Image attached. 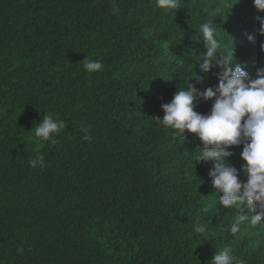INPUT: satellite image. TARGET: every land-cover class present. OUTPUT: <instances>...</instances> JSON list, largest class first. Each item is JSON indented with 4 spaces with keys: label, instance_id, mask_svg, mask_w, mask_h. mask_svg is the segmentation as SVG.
<instances>
[{
    "label": "trees",
    "instance_id": "1",
    "mask_svg": "<svg viewBox=\"0 0 264 264\" xmlns=\"http://www.w3.org/2000/svg\"><path fill=\"white\" fill-rule=\"evenodd\" d=\"M236 2L0 0V264H210L225 247L233 264H264V222L231 235L236 209L219 203L202 142L155 120L179 87L218 86L220 70L200 68L204 22L251 75L264 66V12ZM87 57L102 71L87 73ZM46 113L66 124L38 146ZM229 150L240 169L243 146ZM38 152L46 166L32 168Z\"/></svg>",
    "mask_w": 264,
    "mask_h": 264
},
{
    "label": "clouds",
    "instance_id": "2",
    "mask_svg": "<svg viewBox=\"0 0 264 264\" xmlns=\"http://www.w3.org/2000/svg\"><path fill=\"white\" fill-rule=\"evenodd\" d=\"M156 6L177 10L181 7V0H156ZM254 7L264 12V0H254ZM256 19L260 24L258 34L264 36V16ZM199 35L207 49L206 55L199 59L203 61L200 68L204 73L218 68L220 71L214 73L218 86L203 91L190 83L179 87L171 102L161 105L163 118L155 117V120L165 129L171 128L176 137L184 139L186 133H192L202 142L204 159L212 164L208 175L219 193V203L225 208L236 209L235 220L229 227L230 234L235 236L245 221L252 226L264 222V66L256 68L255 76L246 71L238 61L236 48L224 42L212 22L202 23ZM247 38L250 43L254 42L253 36ZM260 47L264 52V43ZM83 65L87 73H98L104 67L99 60L88 57ZM195 78L203 83L200 77ZM202 100L212 102L210 113L201 114L195 110ZM65 124L64 120H56L52 114L46 113L42 122L34 125L32 142L38 146L49 140L56 144L53 134L63 129ZM81 132L85 141L92 140L87 127H81ZM241 145L240 156L245 163L237 169L229 161L235 154L229 149ZM29 166L45 167L44 155L38 152L29 160ZM242 173L246 176L245 181L240 179ZM244 204L257 214H242L241 206ZM203 211L206 213L207 208ZM206 227L207 221L200 218L193 231L205 233ZM17 251L22 253L24 249L18 247ZM232 252V248L225 247L216 252L210 264H233Z\"/></svg>",
    "mask_w": 264,
    "mask_h": 264
}]
</instances>
